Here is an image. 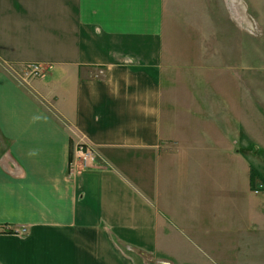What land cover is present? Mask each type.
Listing matches in <instances>:
<instances>
[{
	"label": "crops",
	"instance_id": "0c3cea01",
	"mask_svg": "<svg viewBox=\"0 0 264 264\" xmlns=\"http://www.w3.org/2000/svg\"><path fill=\"white\" fill-rule=\"evenodd\" d=\"M181 1L0 0V264H202L176 246L264 235V156L247 116L190 90L218 50ZM79 145L95 162L70 177Z\"/></svg>",
	"mask_w": 264,
	"mask_h": 264
},
{
	"label": "rangeland",
	"instance_id": "374dc122",
	"mask_svg": "<svg viewBox=\"0 0 264 264\" xmlns=\"http://www.w3.org/2000/svg\"><path fill=\"white\" fill-rule=\"evenodd\" d=\"M243 1L247 6L248 17L254 26L253 29L250 26L246 28L242 21L231 15L226 0H222V2L220 0H184L180 2L182 3L180 6L184 8V14L190 17L186 20L187 22L198 20L199 13L206 17L205 24L208 35L210 32L213 34L207 38L206 45H215L218 50L216 61L210 59V56L214 54L207 53L205 61L207 65H204V68L191 71L186 77L185 74L184 77L189 81L192 92L208 93L209 95L221 94L223 96L222 104H228L234 114L238 111L239 118L234 120V123L240 129L243 127L242 117L247 116L249 118L248 127L253 134L254 153L261 152V155L264 156V0ZM192 32L188 33L194 40ZM195 44L196 42L193 43V45ZM27 74L23 76L25 79L28 81L34 79ZM214 103L209 101L206 108L209 110L210 105ZM246 127L247 125H244L243 128ZM6 146V143H0V155L6 153ZM238 149L242 152L240 148ZM253 191L259 194L262 192V187H257V189L253 187ZM241 232L245 235L234 238V240L237 239V242L233 244H218L217 241L211 239V242L202 244L177 245L175 251H179L180 255L188 252L192 256L190 257L191 261L195 263L264 264L262 230L256 231L254 234L248 233V230ZM247 234L250 235L247 236ZM253 247L254 251H251ZM125 253L129 258H132L130 260L132 264H171L167 261L144 258L140 254L129 251ZM251 257L254 262H251ZM212 258L214 259L212 260Z\"/></svg>",
	"mask_w": 264,
	"mask_h": 264
},
{
	"label": "built area",
	"instance_id": "2783aa9c",
	"mask_svg": "<svg viewBox=\"0 0 264 264\" xmlns=\"http://www.w3.org/2000/svg\"><path fill=\"white\" fill-rule=\"evenodd\" d=\"M29 77L38 78L42 75V70L38 66H33L27 70ZM95 162V154L92 149L87 146L79 145L73 153L72 159L69 164L68 174L70 177L84 173L90 170ZM26 233V230L21 232Z\"/></svg>",
	"mask_w": 264,
	"mask_h": 264
},
{
	"label": "trees",
	"instance_id": "16d2710c",
	"mask_svg": "<svg viewBox=\"0 0 264 264\" xmlns=\"http://www.w3.org/2000/svg\"><path fill=\"white\" fill-rule=\"evenodd\" d=\"M255 174L257 175V172L255 173V171H254V175H255ZM254 175H252V182H253V180H254L255 177H256V176H254Z\"/></svg>",
	"mask_w": 264,
	"mask_h": 264
},
{
	"label": "bare ground",
	"instance_id": "6f19581e",
	"mask_svg": "<svg viewBox=\"0 0 264 264\" xmlns=\"http://www.w3.org/2000/svg\"><path fill=\"white\" fill-rule=\"evenodd\" d=\"M236 1H237V0H236ZM226 2L228 3V2H229V0H226ZM238 2H239V1H238ZM239 3H240V2H239ZM230 8H231V7H230ZM231 10H232V9H231ZM233 14H234V13H233ZM233 14H232V15H233ZM239 19H240V18H239Z\"/></svg>",
	"mask_w": 264,
	"mask_h": 264
}]
</instances>
